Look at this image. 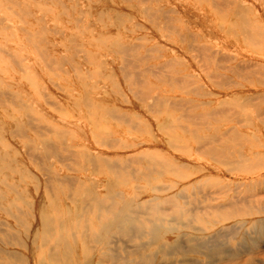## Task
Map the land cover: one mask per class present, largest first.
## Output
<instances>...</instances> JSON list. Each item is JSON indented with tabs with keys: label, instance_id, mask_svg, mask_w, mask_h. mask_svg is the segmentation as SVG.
Returning a JSON list of instances; mask_svg holds the SVG:
<instances>
[{
	"label": "rangeland",
	"instance_id": "1",
	"mask_svg": "<svg viewBox=\"0 0 264 264\" xmlns=\"http://www.w3.org/2000/svg\"><path fill=\"white\" fill-rule=\"evenodd\" d=\"M0 153V168H8L0 180L18 183L13 169L36 178L20 184L25 199L52 195L71 222L90 190L103 193L104 181H114L95 161L125 171L149 153L176 157L196 169L180 188L194 215L241 214L209 232L220 241L212 258L264 264V0H0ZM8 192L0 185L2 210ZM9 209H0V263L48 260L57 246L21 244L34 235ZM254 220L258 236L241 226ZM230 225L240 232L232 241ZM226 248L239 250L238 260L228 263Z\"/></svg>",
	"mask_w": 264,
	"mask_h": 264
},
{
	"label": "bare ground",
	"instance_id": "2",
	"mask_svg": "<svg viewBox=\"0 0 264 264\" xmlns=\"http://www.w3.org/2000/svg\"><path fill=\"white\" fill-rule=\"evenodd\" d=\"M251 29H253V28H251ZM97 44L98 43H96V45ZM24 107H25V105H24ZM61 130H64V129H61ZM61 134H63V133H61ZM65 134H66V132H65ZM174 144L175 143H173L172 145L174 146ZM118 146H120V145H118ZM171 146H169V147L171 148ZM173 146H172V148H175L177 145L175 147H173ZM179 146H181V145H179ZM115 147H117V146H115ZM120 147H118V148H120ZM182 147H183V145H182ZM182 147L177 146L176 149L177 148L182 149ZM186 148L187 147H185V149ZM181 149H180V151H182ZM3 153L6 154L7 152L5 151ZM3 153L2 154L0 153V154L4 155ZM88 154H89V152H88ZM146 154H148V153H146ZM151 154L149 153L148 154L149 156L146 155L147 157L145 155L144 156L146 158L149 157L152 161L149 162V160L146 159L145 157H144V160L146 159V161H144L142 159V157L140 156V158L142 160L139 161V159H140L139 157H138L139 158L138 161L135 162V160H134L135 164H137V165H136V167L134 166L132 168L133 170H131V168H130V170L123 168V170H125V171L121 170L122 172L119 170L117 171V169L114 170L112 168V165L110 167L107 166V163L103 162V159L101 161H98V160L95 161V163L92 166L95 165L99 170H97V168L96 169L93 168L92 173H94L95 170H97L96 172L98 174H100L101 173L100 171H102V174H104V176H108V175L113 176L112 178L114 179V181L113 182L104 181L105 183L103 182L104 188H105V191L103 190L104 191L103 193L97 194V193H95V191L90 190L89 191L90 194L89 195L87 194L86 200L80 201L83 204V203H85L84 201L88 200V202H86L87 205L83 204L82 207L79 206V207H81L80 212L78 214L73 213L74 216L72 218V220H73L72 222L69 221L70 216L65 217V216H67L66 214H69L70 210H66L67 209L66 206H65L66 209H64L61 204L58 205L56 203V198L54 196L52 197V195L47 197V198H44L45 200L43 198H41V201L38 200L39 202L37 201L36 204H33L31 201H28L25 199L27 196L25 194L24 189L21 190L20 184L23 182H25V183L29 182V183H27L29 185H31L32 183L36 184V181H37L36 178L28 177L26 175L24 176L22 174L23 172H20V170L17 171L14 169L11 171L12 172L15 171L16 177L19 176V177H17L19 179L18 183H17V180L14 181V180L10 179V177H6L5 175L3 177L1 176L0 185L5 186V188L7 187L8 191H9L8 192L9 198L7 199L6 205H4V206H7L6 207L7 210H8V208L11 209V207H14V209H15V210L13 209L14 215L12 214L13 216L12 215L10 216V218L12 217L11 220H13L14 222L15 221L18 222L20 225L21 224L24 225L25 227H23V229L27 231L26 233L31 232L34 235V237H32L34 239H31L30 235H29V238H27V234L25 235L23 240L19 239L20 237H18V239L21 240L20 242H22L21 244H24V243L26 244V241L28 239L31 242L33 240L34 243H36L37 241H38V243H39V241L46 242V246L48 244L55 245V247L57 246L53 255L48 256V254L46 253V256L48 258V260H46V261H44V259L41 257L42 255L37 254L36 256L40 255V257H38L39 260H37L38 264H62V263L73 264L74 261H78L81 264H128V263L130 264V262H135V264H156V262H158L160 260H162V263H163V261H166L168 259H174L173 262L170 261L171 262L170 264H212L214 261H216L214 263L217 264L218 260L213 259L212 258L213 256L210 255V252L213 249V247H215L217 245L218 240L214 239L215 241H217L216 243L211 242L212 240H210L211 237L209 238V232L211 231V229L214 227L215 224L227 223L229 220L239 219V217H241V214H239L235 210L232 211L231 213L225 212L224 210L223 211L220 210V211H217L213 215V217H207V218L204 217L203 218V216L199 217V216H196L197 214L194 215L192 210H189L187 208L188 203L185 201L186 196L182 194V192L180 191V188H181L183 183H185L191 177L192 178L194 177L193 175L196 173V169H190L193 167V165L191 166L190 163L185 164L186 166H188V164H190V166H188V167H186L184 164H183L184 167L181 166L182 163H179L180 164L179 165L176 162L178 159L176 157L174 159H168L169 157L165 158L166 156H164V157L160 156L162 154H160L158 156L157 155H151ZM242 155H243V153H242ZM5 157H6V155H5ZM84 157H85V155H84ZM240 157H243V156H240ZM175 159H176V161H175ZM111 161H112V159H111ZM179 161L181 162V160H179ZM252 161H254V160H252ZM14 162L15 161H13V163ZM223 162H225V161H223ZM120 163H121V161H120ZM90 164H92V163H90ZM114 164H116V163L114 162ZM123 164H125V163H123ZM128 164H129V162H128ZM238 164H236V165L238 166ZM108 165H109V163H108ZM123 166H126V164ZM131 166L132 165H130V167ZM240 166H241V164H240ZM240 166H238V169ZM2 167L0 169H2L3 171L8 169L7 167H6L7 169L5 167H3V168ZM126 167H128V166H126ZM241 167H243V165ZM118 169H120V168H118ZM11 171H8V172H11ZM236 171H238L237 168H236ZM241 171H242V168H241ZM89 174H91V173H89ZM94 174H96V173H94ZM205 178H207V177H205ZM205 180H207V179H205ZM38 181H40V180H38ZM86 183H89V182H86ZM82 184H84V183H82ZM90 184H91V181H90L89 185ZM127 184L134 185L135 186L134 191L125 188V185H127ZM62 187H63V185H62ZM82 187H83V185H82ZM184 188L186 189L185 186H184ZM184 188H182V190ZM88 189H90V188H88ZM17 190H21V191L17 192ZM197 190H199V189L197 188ZM34 191H32V192H34ZM74 192H73V195L75 194ZM44 193H45V191H44ZM1 199H3V198H0V200ZM192 203H193V200H192ZM79 205H80V203H79ZM2 207L0 206L1 210H2ZM240 208H238V210H240ZM5 209H3V210L5 211ZM51 209L55 210L56 213L59 212L58 216H57V214L56 215L51 214L50 213ZM3 210H2V212H3ZM7 210H6V213L9 214L10 211L8 213ZM217 210H218V208H217ZM209 214H211V213H209ZM62 215H64V216L61 219L60 217ZM254 216H257V215L254 214ZM240 222H242V221H240ZM249 224L250 225L247 226L246 224L243 223L241 226L246 227L248 230H250L251 233L254 232V233H256V235H257V233H260V231H262L261 230V224L258 223L256 220L252 221ZM3 226H5V225H3ZM241 226H238V227H241ZM230 227H231V225H230ZM230 227H229V229L231 231V228H233L234 225L231 228ZM9 228L11 229V227H9ZM75 228L79 229L80 233H81L80 235H78L76 237H74L75 235L74 236L72 235V233L75 232V231H73ZM234 228H233V232H230L231 238L229 239V241H232L233 237L235 235H237L238 233L240 234V232L234 231ZM225 231L226 230H224V232ZM17 233H18V231H17ZM221 234L219 235V237L221 236ZM224 234L225 233H223V236H224ZM228 235H226V236H228ZM35 236H36V238H35ZM12 237H13V235L11 233V239L14 240V238H12ZM69 237H72V239H73L71 242H69L67 240V238H69ZM213 238H215V237H213ZM224 239H225V237H224ZM245 239H246V237H245ZM252 239H251V241H252ZM36 245H39V244H36ZM235 245H237V244H235ZM16 246H17V243H16ZM19 246H21V245H19ZM24 246L25 245H23V247ZM238 246H241V245L238 244ZM238 246H236L235 248H237ZM23 247H21V248H23ZM37 248H40V247H37ZM34 249H35V246H34ZM48 249H46V250H48ZM226 250H227V248L225 249V253H227V254H225L223 252V250L220 252V254L221 253L225 254V258H227V261L229 259L228 263L230 262V259H232V258H235L234 260L237 259L236 257L239 255L238 254L239 250L237 251V253L230 252V251H229L230 252L229 253L228 251L226 252ZM17 252H19V251H17ZM76 252H80V255L78 257H74V254ZM0 253H1V250H0ZM14 253L16 254V252H14ZM14 253H12V254H14ZM7 254H8L7 256H9V257L10 256L14 257V255H11L10 253H7ZM49 254H50V251H49ZM5 255H6V253H5ZM213 255L215 256V254H213ZM217 255H218V253H217ZM221 255H219V256H221ZM21 257L19 259V257L16 256V258H13V260L15 261L18 258V261L20 260L22 263V260H23L22 264H25L24 262H26V260H24L23 257L22 258ZM2 258H0V259H2ZM6 258H8V257H6ZM211 259H213L214 261L212 262ZM216 259H219V258H216ZM234 260H232V261H234ZM1 261L2 260H0V262ZM20 261H19V264H21ZM227 261L224 263H227ZM7 262H9V261H7ZM10 262H12L14 264L13 261L10 260ZM16 262H17V260H16ZM0 264H5V262L0 263Z\"/></svg>",
	"mask_w": 264,
	"mask_h": 264
}]
</instances>
